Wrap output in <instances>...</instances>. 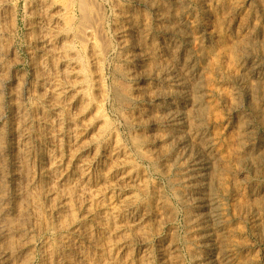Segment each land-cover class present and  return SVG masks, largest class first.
<instances>
[{
    "label": "rangeland",
    "instance_id": "obj_1",
    "mask_svg": "<svg viewBox=\"0 0 264 264\" xmlns=\"http://www.w3.org/2000/svg\"><path fill=\"white\" fill-rule=\"evenodd\" d=\"M59 1L64 7L65 26L68 31L74 33L78 31L75 28L77 19L83 16L88 23L95 24L105 38L108 48L105 50L107 52L103 72L105 79L102 85L107 88L110 96L100 112L105 134L97 147L100 146L98 150H107L112 141L117 139L125 147L129 161H132L131 167L120 172V175L127 176L122 180L124 191L118 188L104 203L109 211L116 213L109 227L117 228L118 231L110 237L104 238L98 233H95L94 237L101 242H99L101 246L105 242L109 243L108 241L116 244L130 238L132 243H129V248L134 255L130 252L128 256L117 246L101 254L85 246L84 251L89 258L97 264H229L224 254L231 250L233 257L235 256V264H264V215H262L264 213V0H241L244 6L242 5L241 10L234 16L237 22L236 20L231 22L232 26L227 22L231 34L224 39L223 43L226 47H223L228 55L219 53L221 48L208 34L212 20L207 6L213 9V12L216 11L214 13L217 16L216 20L222 23L224 17L230 16L231 13L229 0ZM13 2L19 15L14 32L15 52L19 59L17 72L21 77H26L30 74V62L35 52V45L31 41L32 34L30 35L26 30V26L32 22L29 16L32 0H13ZM80 12L83 13L79 14ZM124 14L128 15L136 26L148 30L152 27L147 40L138 39L142 43L145 41L143 44L149 45H146L147 50L154 56L144 71L139 69L140 76L148 77L145 81L140 77L128 80L124 74L130 66L125 62L123 52L118 49L119 46L110 27L113 21L125 16ZM184 14H188L196 22L198 27L195 31L182 23L181 18ZM80 43L76 41L75 49L81 70L86 78L88 77L91 94L96 97L97 91L94 85L97 78L87 60L88 49ZM176 63L178 65H175ZM175 66L180 75V81L174 82L176 85L184 83V80H181L182 70L190 67L193 71L185 80L193 93L189 102L180 98L184 88L168 86L171 84L170 79H173L163 75L164 69ZM235 68L238 70L236 71ZM253 68H256V71L252 72ZM136 88H141L142 92L139 93ZM156 95H159V100L150 103L149 98ZM30 106L32 107L31 104L28 105L29 108ZM172 113L176 115L184 113L178 121L182 125L173 126V123L162 121L165 116ZM232 113H235L234 116ZM156 116H159L161 121L158 127L154 120ZM247 124L250 126L247 132L249 136L245 138L244 128ZM213 135L215 137H212ZM212 144L216 146L217 157L209 149ZM192 156H200L199 161L204 160L209 163L206 176L195 178L197 167H189ZM105 167H108V161L103 159L97 167H94L95 176L98 173L100 175ZM199 174L204 173L199 171ZM202 187L208 195L216 198L224 212L223 227H218L210 233L213 243L207 240L208 233L205 232V228L210 225L205 224L202 219L205 211L197 206V199L200 198L197 192ZM125 197H128L127 200L131 201L133 206L129 214L121 213L119 200ZM25 207L28 211L31 210L28 225L34 233V257L23 264H48V260L53 264V260L57 259L59 254H69L66 241L72 237V234L67 229L58 230L57 226L61 224L67 228L72 220L62 221L64 219L62 218L60 224L52 222L34 196L30 197ZM109 211H106L107 214ZM248 214L252 215L254 223L249 219L251 217ZM80 218L85 228L93 229L95 221ZM118 225L120 227H116ZM139 236H142L141 239ZM222 244H225L223 249ZM43 246L45 250L42 249ZM111 258L113 259L110 261ZM219 260L221 262L217 263Z\"/></svg>",
    "mask_w": 264,
    "mask_h": 264
},
{
    "label": "bare ground",
    "instance_id": "obj_2",
    "mask_svg": "<svg viewBox=\"0 0 264 264\" xmlns=\"http://www.w3.org/2000/svg\"><path fill=\"white\" fill-rule=\"evenodd\" d=\"M13 3V0H0V264H23L26 260H32L34 257V233L32 228L28 225L29 212L31 210L28 211L25 207L32 196L37 199L42 208L46 211L47 216H49V220L52 222H59L60 224L62 218H64L62 221L65 219L72 220L67 228L61 226V224L57 226L58 230H69L72 237L66 241L69 254H59L57 259L55 258V260H53V264H97L94 263L84 251L85 246L94 249L96 252L99 251L100 254L102 252L111 251L114 249L113 246H117V248H120L121 252L127 253L128 256H130L132 253L129 248V243H132L130 242V238L125 239L124 242L119 240L121 243L118 242L116 244H111L110 241H108L109 239L111 240V237L107 240L109 243L105 242L101 246V242L97 241L94 237L95 233L102 234L104 238L106 236L110 237V235L112 236L118 231L117 228L109 227L112 219H115L116 213L109 211V208H106L108 206H105L104 203L106 199L109 198V195L115 192L118 188L119 190L121 189L124 191L122 180L127 178V176L120 175V172L127 169L129 166L131 167L132 163V161H129L128 159L125 147L117 139L112 141V144L107 150H98L100 146L97 147L105 134L103 117L100 112L110 96L109 91L106 90L107 88H104L102 85V82L105 79L103 76L107 55L105 50L108 48L106 46L105 38L100 30H98L97 26L88 23L83 16H81L82 18L77 19V27L75 28H77L78 31L75 33L73 31H68L65 26L64 7L61 6L59 0H32L29 6V16L32 18V22H29L26 26V30L30 35L32 34L31 41L35 45V52L32 57L34 56L33 58L35 59L32 58L33 60L31 59V62L29 61L31 66L29 76L21 77L17 72L19 59L16 56L14 46V32L15 27L18 24L19 15L16 5L14 6ZM228 3L231 13H229L230 16H225L223 20L221 19L222 23L216 20L217 16L214 14L216 11L213 12V9L211 10V8L207 6L209 16L212 20L209 28L210 33L208 34L221 48V50L219 49L221 55H228L227 50L223 47H226V44L224 45L223 43L224 39L231 34L230 26L227 25V22H230L229 24L231 25V22L236 20L234 17L235 14L241 10L242 5L244 6L241 0H229ZM82 13L80 12L79 14ZM124 15L125 16L122 17L119 16L120 18L113 21L110 26L112 27L113 37L119 46L118 49L123 52L125 62L130 66L127 68V73L124 74L128 80L140 77L141 80L145 81L148 77L140 76L139 69L144 71L148 62L152 61L154 56H152L153 53H150L149 50H147L148 47L146 45L148 44L145 45L143 44L145 41H143V43L140 41L141 39L147 40L150 36V30L152 27L148 30L141 26H136L130 20L128 15ZM183 16L184 17L181 18L182 23L190 30L195 31L196 27H198L196 26V22L192 17H189L188 14H184ZM140 29L141 31H139ZM139 38L140 41L138 40ZM77 40L81 42L80 44H84L87 47L86 49H88L87 60L91 65L90 67L93 68V73L97 78V82L94 85L96 86V88H94L97 91L96 97H93L91 94V87L87 80L88 77L86 78L81 70L78 54L75 49V43ZM231 50L229 49V51ZM211 53L213 54V51ZM227 57L229 58V56ZM175 65L178 64L176 63ZM237 70L238 69H236V71ZM253 71H256V68H253L252 72ZM192 73L193 71L190 67L182 70L181 80H184V83L176 85L174 82L180 81L177 67H167V69L163 70L164 76L167 75L173 79H170L171 84L168 86H179L184 88V90L181 91L180 98L186 102L191 101L193 96L192 91L185 82L188 76H191ZM132 86L130 87L132 88ZM136 90L139 93L142 92L141 88H136ZM128 91H130V89ZM220 92L222 93V91ZM158 100L159 95L149 98L150 103ZM29 104L32 105V107L30 106L31 108L28 107ZM183 114L184 113H180L179 115H176L172 113L169 116H165L162 121L165 123H173V126H179L182 125V123H178V121L182 118ZM154 120L155 125H157L156 127H158L159 122H161L159 121V116H156ZM137 121H139V119ZM249 128L250 126H248V124L244 128L245 138H248L247 132ZM212 137L215 136L213 135ZM158 141L159 139L157 142ZM215 141H217V139ZM209 147V149L214 152L213 154H215V157H217L218 152H216V146L212 144ZM199 157L200 156H192L189 162V167H197V172L195 174V178L197 179L206 176V171L209 169V163L204 162V160L199 161ZM103 159L108 161V167L101 170L100 175H98V173L97 176H95V173H93L94 167H97ZM199 171L204 174H199ZM125 190L127 191L126 187ZM222 190L224 191V188ZM197 194H200V198L197 199V206L205 211L202 219L205 224L210 225L208 227L205 226V232L208 233L207 240L212 242L213 240L211 239L213 238H211L212 234L210 233L217 230L218 227H223L222 220L224 212L220 208L216 198L214 199L208 195L204 187H202V189L199 188ZM111 197L113 198V196ZM127 199L128 197L119 200L122 207L121 213L123 214H129L133 208L131 201L129 202ZM104 211L109 212L107 214V212L104 213ZM101 212L106 215L104 216ZM262 215H264V213ZM80 217L95 221L93 229L90 230L85 228L80 221L82 220ZM249 219L254 223L253 217ZM253 223L251 224L253 225ZM116 227L120 226L118 225ZM126 230L129 231L128 228H126ZM230 233L232 234V232ZM228 234L229 233H227V235ZM223 236L224 235H222V237ZM97 237H99V235H97ZM141 237L142 236H139V239H141ZM223 245L225 244H222V249ZM43 248L45 250L44 246L42 249ZM226 248H228V246ZM133 253L132 255H134ZM219 255L220 254H218V256ZM234 257L231 250L224 254V258L228 260L229 264H235ZM48 258H50L49 255ZM112 259L113 258H111L110 261ZM213 260L214 259L212 258V261ZM220 260L217 261V263L222 261ZM49 262L51 261L48 260V264H51Z\"/></svg>",
    "mask_w": 264,
    "mask_h": 264
}]
</instances>
